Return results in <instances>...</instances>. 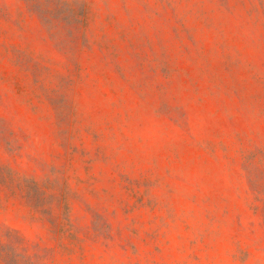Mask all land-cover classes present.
<instances>
[{
    "label": "rangeland",
    "instance_id": "obj_1",
    "mask_svg": "<svg viewBox=\"0 0 264 264\" xmlns=\"http://www.w3.org/2000/svg\"><path fill=\"white\" fill-rule=\"evenodd\" d=\"M0 264H264V0H0Z\"/></svg>",
    "mask_w": 264,
    "mask_h": 264
}]
</instances>
